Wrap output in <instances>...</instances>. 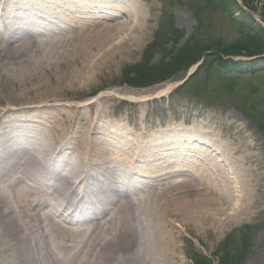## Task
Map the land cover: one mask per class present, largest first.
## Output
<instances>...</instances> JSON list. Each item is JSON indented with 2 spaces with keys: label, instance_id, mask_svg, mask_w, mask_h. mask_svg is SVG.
<instances>
[{
  "label": "bare ground",
  "instance_id": "1",
  "mask_svg": "<svg viewBox=\"0 0 264 264\" xmlns=\"http://www.w3.org/2000/svg\"><path fill=\"white\" fill-rule=\"evenodd\" d=\"M132 2L0 0V77L5 99L20 87L17 81L24 67L34 81L28 103L37 110L54 108L63 118L59 128L48 125L38 132L29 125L42 119L29 115L35 110L3 109L0 99V264H182L183 232L198 229L205 217L233 225L264 212L260 203L262 195L264 204V189L255 171L260 157L236 125L238 131L228 133L229 145L207 127L163 128L158 137L178 136L173 146L161 144L165 152L155 140L152 144L147 128L138 130L140 140H127L122 149L105 139L91 146L84 134L79 136L80 147L70 146L63 137L71 136L66 133L74 123L72 114L80 111L76 105L55 109L62 105L51 103L62 102L49 101L47 94L76 90L98 73L108 74L143 43L155 9L134 4L132 11L128 7ZM82 10L88 11V17L75 14ZM73 14L84 20L71 22ZM102 15L112 22H102ZM53 26H67L66 33L76 31L71 39L64 38L65 32L49 36L56 31ZM60 51L55 63L61 75L55 79L49 65ZM173 88L159 91L157 98ZM107 111L94 115L95 120L102 121ZM88 124L89 130L93 121ZM183 134L191 136V142L180 143ZM212 134L218 138H209ZM197 145L207 147L212 155L202 153ZM79 196L82 203L76 205ZM176 196L193 200H176ZM71 206L78 219L66 222L63 214Z\"/></svg>",
  "mask_w": 264,
  "mask_h": 264
},
{
  "label": "rangeland",
  "instance_id": "2",
  "mask_svg": "<svg viewBox=\"0 0 264 264\" xmlns=\"http://www.w3.org/2000/svg\"><path fill=\"white\" fill-rule=\"evenodd\" d=\"M132 3L128 6L132 11L135 8L134 4L145 8L153 6L155 20L151 31L147 32L143 43L130 55L131 57L124 59L119 66L112 67L108 74L98 73L97 76H93L94 78H89L76 90L51 95L49 93L46 96L50 97L49 101L62 102L51 103L62 105V108L56 106L55 109L70 110L71 106H78L80 112L72 114L74 123L67 128L66 134L71 136L63 135L67 137V143L80 147L82 139L79 136L84 134L85 138L91 139V146L94 141L105 139L109 145L113 144L122 149L125 141L140 140L138 130L147 128L149 130L147 137L152 136L150 138L152 144L155 140V145L168 143L173 146V139L178 136L172 135L170 136L172 140H167L164 136L158 137L157 135H160L158 131L168 127L180 131L193 126L198 127L199 131L203 126L212 130L213 134H220V140L223 139L225 145H229L231 139L228 133H236L238 131L234 127L236 125L243 129L244 136L256 146V154L260 158L255 171L258 172L260 184L264 189V57L252 60L245 56L241 62L246 66L241 68L239 73L233 72L236 71L235 67L224 68L220 64L221 61L228 62L229 57L224 53L234 48L245 36L241 33L236 19L238 22L246 18L250 21L255 19L259 23L261 4L251 5L256 10V13H252L241 7L240 3L238 8L233 7L226 11L218 0H139V2L134 0ZM75 14L87 15L86 17L89 15L86 10ZM61 16L68 17L65 14ZM109 17H112L111 13ZM79 18L74 14L70 16L71 22L80 23L84 20L82 16ZM106 18L108 17L102 15V22H112V19L104 20ZM58 28L53 27L56 31H52L49 36L56 34L54 32L64 33L67 26L57 31ZM75 31L65 32L64 38H73ZM59 35L57 38H60ZM15 39L16 36L13 40ZM20 48L24 50V45ZM206 49L208 51L198 61L200 67L194 65L197 62L188 65L195 60L189 52L200 54ZM53 55L50 60L52 65L48 67L56 79L61 74L56 70L55 59L61 56V51ZM251 62H255L254 67L247 68V64ZM190 74L192 75L188 80L187 76ZM148 81L151 85L144 84ZM18 82L20 87L15 90V94L13 92L10 94L16 99H10V95L5 99L6 91L0 77V99L3 105L1 108L35 110L29 115L37 120L38 114L42 119L29 125L38 129V132L48 125H51L53 130L59 128L60 119H63L59 112L54 108L37 110L28 103L33 94L31 90L34 81L24 67L18 76L17 84ZM178 84L183 87L177 92L172 91L165 95L168 97L161 100L148 101L141 105L131 99L159 95V91L168 87L172 89L174 86L176 89ZM91 101L94 105L87 107ZM105 108L108 111L102 117V121L95 120L94 115L103 113ZM207 116L214 119L208 120ZM84 118L93 121L89 130L88 120L85 121ZM193 119L196 120L193 122ZM213 134L209 138H218ZM183 136L184 134L179 137L180 143L187 140L188 143L191 142V136ZM196 147H200L198 149L202 153L212 155L207 147L199 145ZM161 151L165 152L163 145ZM110 156L111 154L109 159ZM165 156L167 155L164 154ZM72 158L76 159L73 156ZM176 197V200L185 202L193 200L192 197ZM260 203L264 205L262 195ZM205 220L198 229L191 228L190 234L183 232L184 237L179 248L182 264H264V212L255 218L242 223L235 222L233 225H219L218 222L221 221L213 216L205 217Z\"/></svg>",
  "mask_w": 264,
  "mask_h": 264
},
{
  "label": "trees",
  "instance_id": "3",
  "mask_svg": "<svg viewBox=\"0 0 264 264\" xmlns=\"http://www.w3.org/2000/svg\"><path fill=\"white\" fill-rule=\"evenodd\" d=\"M218 2L226 9V11L231 10L233 7L238 8L239 3L237 0H218ZM242 5L247 8L250 12L256 13V10L252 8L251 5L254 4H261V14L260 18L264 22V1L262 0H241ZM236 23H239L240 31L245 36L242 37V40H239L237 45L234 46V48L227 50L224 55L226 56H248V57H258V56H264V28L261 27L259 24H256L254 20H249V18L243 19L241 22H238V19H236ZM208 51V49L201 51L200 54H194L189 52L190 55H192V59H195L194 61H191L188 63V65H192L195 62H198L203 58L205 53ZM246 54V55H244ZM223 67H226V65H231L233 67H236L237 64L233 63L231 61L224 62L221 61ZM144 82V81H143ZM146 84H150L149 81ZM143 85V84H142Z\"/></svg>",
  "mask_w": 264,
  "mask_h": 264
}]
</instances>
